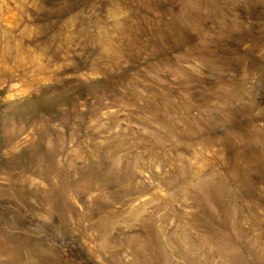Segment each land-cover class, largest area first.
Here are the masks:
<instances>
[{
  "label": "rangeland",
  "instance_id": "374dc122",
  "mask_svg": "<svg viewBox=\"0 0 264 264\" xmlns=\"http://www.w3.org/2000/svg\"><path fill=\"white\" fill-rule=\"evenodd\" d=\"M0 264H264V0H0Z\"/></svg>",
  "mask_w": 264,
  "mask_h": 264
}]
</instances>
